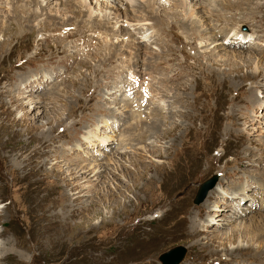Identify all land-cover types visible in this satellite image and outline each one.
I'll use <instances>...</instances> for the list:
<instances>
[{
  "label": "rangeland",
  "instance_id": "1",
  "mask_svg": "<svg viewBox=\"0 0 264 264\" xmlns=\"http://www.w3.org/2000/svg\"><path fill=\"white\" fill-rule=\"evenodd\" d=\"M44 1L0 0V264H264V0L120 4L115 38Z\"/></svg>",
  "mask_w": 264,
  "mask_h": 264
},
{
  "label": "bare ground",
  "instance_id": "2",
  "mask_svg": "<svg viewBox=\"0 0 264 264\" xmlns=\"http://www.w3.org/2000/svg\"><path fill=\"white\" fill-rule=\"evenodd\" d=\"M47 3H48V0H45ZM45 1H44V3H45ZM63 1L64 0H59V3H63ZM65 1H68V0H65ZM135 1H138V2H140V3H143L144 2V4H145V9L147 10L146 11V15H143V19L145 18L146 20H151L152 22H153V20H155V16H157L159 19L160 18H163V17H165V16H168V14L167 15H164V14H161L163 11L165 12V10H166V13L168 12V11H171V9H173L174 7H177V8H179L178 10V12H182V14H184L183 15V17H187V18H190L191 19V17H192V11L191 10H189V8H187L186 7V4H188V5H190V6H192V7H195V5L196 4H190L188 1H186V0H173L174 2L173 3H170L169 1L170 0H150V2L151 3H145V1L146 0H71V5H63V10H67L69 13H70V15H71V17H74V18H76V17H80L81 15H82V13H84V14H86V18H87V20H88V22L90 23H92V25L94 26V27H96V29L97 30H99V31H102V30H104V32H107V27L105 26V24L107 25V23H108V21L111 19V20H115L116 22H118V20L120 19V17L122 18V16L124 17V19L126 20V21H128V22H131V23H134L133 21H135V22H137L138 20H135V19H129V18H126L125 16H124V14H120V12H119V10L122 8V6L120 5V4H125V5H134V6H136V7H138V9H141V7L138 5V4H136L135 3ZM204 2L205 1H207L208 2V0H203ZM203 1H201L202 3H203ZM147 2V1H146ZM1 3V2H0ZM201 3V4H202ZM41 4V2H39V5ZM176 4V5H175ZM205 4L207 5V3L205 2ZM35 5H37V3H36V0H35ZM152 5H158L157 7H155V8H153V7H151ZM175 5V6H174ZM206 5H203L202 7H203V9L205 8V9H207L206 8ZM211 5V4H210ZM67 6V7H66ZM95 7L97 10H99L100 12H102V11H106V9H107V7H109L110 8V10H108V12L106 13H104L103 14V16H98V15H94V13H93V7ZM105 6V7H104ZM174 6V7H173ZM100 7H104L103 9H101ZM210 8V7H209ZM82 9H85V11H83ZM132 9V8H131ZM160 9H163L162 10V12H159V10ZM165 9V10H164ZM195 9V8H194ZM173 11V10H172ZM175 12H177V11H175ZM149 13V14H148ZM173 13V12H172ZM194 14V13H193ZM196 14V13H195ZM207 15L208 16H212L213 14H212V12H207ZM112 16V17H111ZM195 16V15H194ZM17 17V16H16ZM111 17V18H110ZM141 18V19H142ZM170 18V17H169ZM14 19V18H13ZM157 19V18H156ZM193 19V18H192ZM95 21H97V23H94ZM115 22V23H116ZM65 23V22H64ZM68 23V22H67ZM90 23V24H91ZM111 23V22H110ZM66 24V23H65ZM135 25H137V24H135ZM152 26H155L154 24H151ZM92 26V27H93ZM110 26V25H109ZM112 28V27H111ZM120 30H122V29H120ZM172 30V29H171ZM109 32H110V34L112 35V37H114L115 38V36L117 35V33L119 32V30H108ZM173 31V30H172ZM232 31V30H231ZM214 32V31H213ZM215 33V32H214ZM119 34V33H118ZM233 34V33H232ZM217 35V34H216ZM213 36V35H212ZM211 36V37H212ZM218 36V35H217ZM233 36H236V37H239V38H241V39H245L244 38V35L242 34V33H239V34H233ZM214 38L215 39H217L216 37H215V35H214ZM214 39V40H215ZM123 43V42H122ZM127 43H129V41L127 42ZM130 44H132V43H130ZM112 46H114L113 45V43L111 44ZM127 45H129V44H127ZM107 46H109V45H107ZM120 46V45H119ZM110 49H112V48H110ZM114 50H116V48H114ZM110 51V50H107V51H110L111 52V55H110V57L112 58V56L117 52V51ZM249 55V54H248ZM232 57H238V58H240V56H232ZM250 57V56H249ZM247 59V58H246ZM250 59V58H249ZM243 63L244 64H249L250 63V61L249 62H244L243 61ZM235 65V64H234ZM135 77V76H134ZM35 80H37V77H35ZM155 100V99H154ZM139 102V101H138ZM262 104V103H261ZM261 104H259L258 105V110L259 109H263L262 107H264V105L262 106ZM118 104L116 103V106H117ZM130 104L129 103H124L123 104V106L122 107H127V106H129ZM140 106V105H139ZM151 106V105H150ZM112 108V109H111ZM121 107H110V108H108V110L109 111H111V112H113V113H117V112H122L123 110H122V108L120 109ZM146 108V107H145ZM117 109V110H116ZM119 109V110H118ZM147 110V109H146ZM145 110V111H146ZM155 111V110H154ZM264 114V112H261L260 114H258V113H256V116H255V121H258L259 123H260V121L262 120V115ZM259 116H261L260 118H258ZM35 118V117H34ZM37 118V117H36ZM141 122V121H140ZM264 124V122H261L260 124ZM106 124V123H105ZM46 134V133H45ZM125 136V135H124ZM40 137V136H39ZM142 137V136H141ZM111 136H105V137H100V139H102V142H104V143H108L110 140H111ZM121 138H123V140L125 141V139H124V137L122 136ZM127 141V140H126ZM96 142H98V141H96ZM91 143V142H90ZM95 145H97V143H95ZM123 148V146H121L120 148H118V149H122ZM114 157H112L111 158V161L112 160H115L116 161V159L114 158ZM110 162V161H109ZM116 163H118V159H117V162ZM44 164V163H43ZM113 165L115 166L113 169H112V171H115L116 172V170L115 169H117L118 168V165H115L114 164V162H113ZM97 169H100L99 167L101 166L102 168H103V170H104V165H100V164H95L94 165ZM101 173L100 172H98V174H96V175H98V176H101L100 175ZM96 175H94V176H96ZM98 179V178H97ZM217 178H215V180H212L213 182L211 183L212 184V186L210 187V188H208L207 190H206V192H205V194H204V197L202 198V200L198 203V204H200L204 199H205V197H206V195H207V193L211 190V189H213L214 188V186H215V184H216V182H217ZM218 191H217V189L215 188V189H213L212 191H211V193L208 195V197H209V199L211 198L210 196H212V194L214 193V194H216V196L219 194V193H217ZM213 194V195H214ZM238 197V196H237ZM207 199V198H206ZM221 202H223L222 200H221ZM208 203H209V200H207V201H204V203L201 205V207H206L207 205H208ZM226 203V202H225ZM232 207V206H231ZM219 208V207H218ZM234 209V208H233ZM231 210V209H230ZM229 210V211H230ZM232 212V211H231ZM234 215L236 214V213H233ZM259 218H261L260 220H264V216H261V217H259ZM258 218V219H259ZM226 220V219H225ZM227 220H229V219H227ZM191 226H192V228H193V230H194V232L196 231V229L198 228V226L194 223V221L192 222V224H191ZM252 227H255L254 225H253V223H250L244 230H245V232H247V230H249L250 228H252ZM248 228V229H247ZM235 231H237V230H235ZM232 232V231H230V232H225V233H223V235L221 236V237H219V236H217V238H218V240L220 241V243H221V241L223 242L224 240H230V241H234V239H235V237L238 235V234H236V232ZM239 231V230H238ZM223 244V243H222ZM264 245V244H263ZM259 247H261V246H259ZM250 250V247H247V248H242V247H240V246H237L235 249H233V250H231V252L230 253H236V252H242V251H249ZM258 253V252H257ZM257 257H259V256H257ZM257 257H255V258H257ZM261 257V256H260ZM262 258V257H261ZM230 259V258H229ZM252 259H254V258H252ZM164 264H170L171 262H169L168 260L166 261L165 260V262H163Z\"/></svg>",
  "mask_w": 264,
  "mask_h": 264
},
{
  "label": "water",
  "instance_id": "3",
  "mask_svg": "<svg viewBox=\"0 0 264 264\" xmlns=\"http://www.w3.org/2000/svg\"><path fill=\"white\" fill-rule=\"evenodd\" d=\"M216 176L212 175L209 179L198 184L197 190L195 192L193 203H199L208 188L212 186V180H215ZM184 255V250L182 247H173L159 255L160 262H165V260L171 262V264H177V261L182 259ZM168 264V263H167Z\"/></svg>",
  "mask_w": 264,
  "mask_h": 264
}]
</instances>
